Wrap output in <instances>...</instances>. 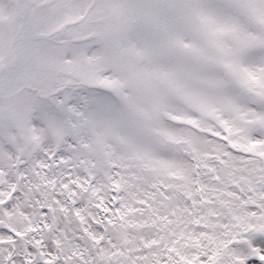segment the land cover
Wrapping results in <instances>:
<instances>
[{
  "label": "snow or ice",
  "instance_id": "obj_1",
  "mask_svg": "<svg viewBox=\"0 0 264 264\" xmlns=\"http://www.w3.org/2000/svg\"><path fill=\"white\" fill-rule=\"evenodd\" d=\"M0 264H264V0H0Z\"/></svg>",
  "mask_w": 264,
  "mask_h": 264
}]
</instances>
